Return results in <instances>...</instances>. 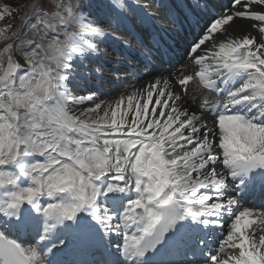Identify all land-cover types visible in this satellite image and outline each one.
<instances>
[{
	"label": "snow or ice",
	"instance_id": "6c2138e0",
	"mask_svg": "<svg viewBox=\"0 0 264 264\" xmlns=\"http://www.w3.org/2000/svg\"><path fill=\"white\" fill-rule=\"evenodd\" d=\"M149 7L0 3V264H264V0H191L196 70L101 100L86 61Z\"/></svg>",
	"mask_w": 264,
	"mask_h": 264
},
{
	"label": "bare ground",
	"instance_id": "6f19581e",
	"mask_svg": "<svg viewBox=\"0 0 264 264\" xmlns=\"http://www.w3.org/2000/svg\"><path fill=\"white\" fill-rule=\"evenodd\" d=\"M125 2L133 5L150 4L147 11L151 13L152 21H143L141 19L142 10L137 8L135 14H129V18L125 23L113 26L114 36L99 44L98 57L86 61L90 68L102 67L103 69V78L94 76L93 83L89 85V88L97 92L99 98L105 101H114L119 94L127 95L133 89L142 91L144 86L153 80L151 72L144 67L149 60L151 61L152 71L157 73L160 70L169 68H176L177 71H180L181 68L177 67L179 63H182L180 66H183L185 74L196 70L189 60L188 49L190 43L196 37V33L201 29H192L181 18L185 14H190L187 11H189L188 6L191 0H125ZM229 3L230 0H210L212 7L209 8L208 12L199 13L202 22L207 20L212 8L218 11L221 5ZM169 13L172 15L169 16ZM173 18L176 23L172 22ZM236 23L237 25L247 26L253 35L256 34L255 29H251L249 22L238 20ZM153 31L159 33L160 41L155 35H151ZM161 41L172 47L175 53L171 54V51L164 50ZM160 58L164 59L160 60ZM116 61L123 62L118 73L122 77L119 80L112 79L117 75V73L111 71L117 66ZM131 69H138L139 75ZM78 70L84 71L83 68H78ZM123 77H134V79H124ZM128 85H131V87H128ZM193 87L189 88V92L193 93ZM204 94L212 95L210 93ZM197 95L200 97L199 92H197ZM89 106L91 105L86 103L80 107Z\"/></svg>",
	"mask_w": 264,
	"mask_h": 264
},
{
	"label": "rangeland",
	"instance_id": "374dc122",
	"mask_svg": "<svg viewBox=\"0 0 264 264\" xmlns=\"http://www.w3.org/2000/svg\"><path fill=\"white\" fill-rule=\"evenodd\" d=\"M2 2H7V3H10V4H17V3H21L22 4V3L26 2V0H0V3H2ZM198 15H199V13H198ZM19 21H20L19 18L6 19L4 21H0V26H2L3 24L17 25V24H19ZM106 64H108V62H106ZM180 64H182V63H179L178 65L180 66ZM179 66H177V67L180 68ZM101 70H103L102 67H101ZM192 87H193L192 92H194V91L195 92H199L198 91L199 85L197 83L190 84L189 88H192ZM189 94H190L189 97H191L193 93L189 92Z\"/></svg>",
	"mask_w": 264,
	"mask_h": 264
}]
</instances>
